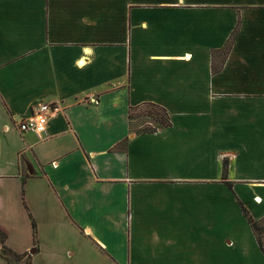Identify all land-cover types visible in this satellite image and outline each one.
I'll return each instance as SVG.
<instances>
[{"label":"crops","instance_id":"0c3cea01","mask_svg":"<svg viewBox=\"0 0 264 264\" xmlns=\"http://www.w3.org/2000/svg\"><path fill=\"white\" fill-rule=\"evenodd\" d=\"M37 102L59 107L40 137L18 129ZM144 103L170 126L141 132ZM239 202L264 217V0H0L6 249L264 264Z\"/></svg>","mask_w":264,"mask_h":264},{"label":"trees","instance_id":"16d2710c","mask_svg":"<svg viewBox=\"0 0 264 264\" xmlns=\"http://www.w3.org/2000/svg\"><path fill=\"white\" fill-rule=\"evenodd\" d=\"M235 32L231 35L230 37V41H228V44L225 45V47L221 50V52L223 53H226L228 52V49L230 47V42H231V39L233 38ZM143 106H151V107H154L156 109H158L161 113H162V117L161 119L158 121L159 125H160V128H165V127H169L170 126V120H169V116L166 112V110H164L163 108L155 105V104H151V103H144L138 107H135V108H132L130 107L129 110H128V117L129 119H131L132 121L134 120L132 118V111L133 110H136L138 109L139 107H143ZM141 132H146V133H151V132H154L156 131L157 129H139ZM228 187L231 188V184L228 182L227 183ZM239 206L242 210V213L244 215V217L246 218L248 224L250 225V228L253 232V235L256 239V242L258 244V247L261 251V253L263 254L264 256V217L261 218L260 220H254L251 215L249 214V212L244 208V206L241 204V202H239ZM33 228H34V225H33ZM4 240H5V234L0 231V255L7 261L8 264H12L11 262H14V263H19L20 260L26 256V257H29L28 253H24V254H21V255H17V254H12L8 249H6L3 245L4 243ZM29 259V258H28ZM29 261V260H28ZM29 264V262H28Z\"/></svg>","mask_w":264,"mask_h":264},{"label":"built area","instance_id":"2783aa9c","mask_svg":"<svg viewBox=\"0 0 264 264\" xmlns=\"http://www.w3.org/2000/svg\"><path fill=\"white\" fill-rule=\"evenodd\" d=\"M89 103L96 104L97 97L92 96ZM59 111V107L55 103L37 102L32 105L30 115L18 123V129L21 132H32L40 137L46 132L47 123L50 115Z\"/></svg>","mask_w":264,"mask_h":264},{"label":"rangeland","instance_id":"374dc122","mask_svg":"<svg viewBox=\"0 0 264 264\" xmlns=\"http://www.w3.org/2000/svg\"><path fill=\"white\" fill-rule=\"evenodd\" d=\"M162 113L151 106H143L139 107L136 110L132 111V118L137 122V126H139V129H159L160 125L158 121L161 119ZM28 258L24 256L20 262L12 264H28Z\"/></svg>","mask_w":264,"mask_h":264}]
</instances>
